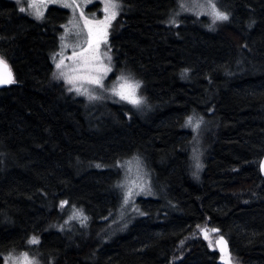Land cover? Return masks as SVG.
<instances>
[{
	"label": "trees",
	"instance_id": "1",
	"mask_svg": "<svg viewBox=\"0 0 264 264\" xmlns=\"http://www.w3.org/2000/svg\"><path fill=\"white\" fill-rule=\"evenodd\" d=\"M179 2L123 0L113 25L115 70L132 72L146 99L136 114L111 98L91 107L53 78L66 10L37 21L0 0V56L17 81L0 88V264L23 252L40 264H221L198 224L219 229L235 264H264V0H215L230 17L220 32L207 18L169 24ZM193 112L204 123L191 143ZM135 156L159 196L121 219L116 164ZM73 205L86 226L65 224Z\"/></svg>",
	"mask_w": 264,
	"mask_h": 264
},
{
	"label": "snow or ice",
	"instance_id": "2",
	"mask_svg": "<svg viewBox=\"0 0 264 264\" xmlns=\"http://www.w3.org/2000/svg\"><path fill=\"white\" fill-rule=\"evenodd\" d=\"M20 4L21 0H17ZM92 3V0H28L27 8L31 9V15L37 20H43L44 14L51 5H58L61 8L70 9L71 17L67 24L61 25L64 28V33L60 36V51L54 52L51 59L54 63L56 71L53 72V78L57 81H63L68 86L69 92H75L79 96H85L89 101H96L103 99V96L95 94V89L101 92L110 93L112 96L118 97L134 107L140 108L146 104V99L139 95V89L142 86L141 82L135 80L131 74L121 72L114 78V82L109 86L105 84L109 73L113 72L111 46L108 42L109 29L112 22L120 15L123 8V0H100L102 5V18H96L95 15L89 16L85 13V7ZM178 11L174 10L168 23L178 26L176 16H179L182 11L190 10L191 8L207 9V11L197 12L196 15H208L211 18L209 29L212 30L217 22L229 20V13L221 10L215 0H191L187 3L186 0H180L177 5ZM21 13H25L27 9L24 6L19 7ZM82 22V23H81ZM79 37L82 33L84 39L82 41L70 42L69 37L72 34ZM106 46L105 51H101V47ZM71 47V54H67V49ZM67 61V63H66ZM189 69L181 71V78H187ZM17 83L14 73L8 61L0 56V86H7ZM204 123V118L195 112L185 118L184 127L191 128L197 135ZM195 139V137H194ZM200 155L194 151L193 159L195 160V168L197 172L202 168L200 162ZM135 161L136 176L132 177L131 173L132 162ZM97 168L102 165L97 164ZM116 167L124 171L125 179L117 183L116 188L121 190V204H120V218L123 219L124 210L132 206V211L138 212L139 209L135 207L134 197L141 193L151 194V186L147 181V173L143 171V160L139 156L132 157L131 160L124 163L117 162ZM261 172H264V160L259 163ZM69 205L67 200L60 201V208L63 209ZM140 215L146 213L140 212ZM73 220H79L81 226H86L88 217L84 215L82 209H77L72 206V212L65 220V224ZM114 222H116L114 220ZM127 227V223L123 225ZM205 240H209V247H218L220 252L221 264H234L231 252L228 249L227 241L224 236H220L214 243L211 241L209 232H219L217 228L209 229L207 226H196ZM60 230H63L61 226ZM29 244H39V238L33 236L28 241ZM183 246V241H181ZM215 250V248H214ZM3 264H39V261L32 257L28 252H23L16 257L9 254L3 258Z\"/></svg>",
	"mask_w": 264,
	"mask_h": 264
},
{
	"label": "rangeland",
	"instance_id": "3",
	"mask_svg": "<svg viewBox=\"0 0 264 264\" xmlns=\"http://www.w3.org/2000/svg\"><path fill=\"white\" fill-rule=\"evenodd\" d=\"M10 1L16 3L18 6H24V7L27 9V11H26L27 14L33 18V16L30 14L32 10L27 8L28 0H21V3H20V4L17 3V0H10ZM186 2L190 4V3H191V0H186ZM200 2L203 3L204 0H200ZM50 8H59V9L66 10V11H67V19L63 22L62 25L67 24L69 18L71 17V10H70V9L61 8V7H59L58 5H51V6L48 7V10H49ZM48 10L45 12L44 16H45L46 13L48 12ZM84 10H85L86 15H89V16L95 15L96 18H98V19L103 17L102 5H101V3H100V0H92V3L88 4V5L85 7ZM122 10H123V8H122ZM201 11H205V12H206L207 9L191 8L190 10L182 11L181 14L178 16V20H177V22L179 23L180 26L182 25V22H183V21L185 22V20H187V21H189V22H192V23H195V22L197 23V21H200V20H202V19H204V18H207V19H209L210 22H211V18H210V16H208V15H199V16L196 15L197 12H201ZM120 14H121V13H120ZM120 17H121L120 15L117 16V18L112 22V26H111V28L109 29V36H108V42H109V45H110V38H111V33H112L113 25L115 24L116 21L119 20ZM34 19H35V18H34ZM35 20H37V19H35ZM43 20H44V19H43ZM43 20H37V21H43ZM225 22H226V21H225ZM225 22H224V21H223V22H217V24L213 27L212 32H215V31H219V32H220L221 29H222V27H223V24H224ZM81 23H82V22H81ZM207 28H208V27H207ZM63 33H64V28L61 27V35H62ZM61 35H60V36H61ZM83 39H84V35H83V33H82L79 37H77L74 33L69 37V41H70V42H77V40L82 41ZM60 44H61V41H60ZM105 50H106V46H103V45H102V47H101V51L103 52V51H105ZM59 51H60V46H59L57 52H59ZM71 51H72V49H71V47H69V48L67 49V54L70 55V54H71ZM109 54H110V55L112 56V58H113V59H112L113 72L109 73L108 78L105 80V84H106V85H109V86H110V85L114 82V78H115L117 75H119L121 72H123V73H125V74H131V75L134 77V74H133L132 72H130V71H127V70H123V71L117 72V71L115 70V62H114V57H113L112 50H111V52H110ZM66 63H67V61H66ZM55 71H56V69H55V66H54V72H55ZM135 80H136V79H135ZM56 82H61L66 88H68V86H67L66 84H64L63 81H57V80H56ZM141 89H142V86H141L140 89H139V95H140V96H142ZM94 91H95V94L103 96V99H99V100H96V101H92V102H90V106H91V107H94V108L102 107V108H103V106H104L103 104L105 103V100L111 98V99H113L115 102L122 103V104H125V105H127V106L133 108V109L135 110L134 112H135L136 114L139 113V111H140V113L146 111V109H145L144 106H141L140 108H137V107H134L133 105H131V104L125 102V101L120 100L118 97L112 96L110 93H107V92H101L99 89H95ZM74 93H75V92H74ZM82 97H84L85 99H87V97H85V96H82ZM142 97H143V96H142ZM87 100H88V99H87ZM147 111H149V110L147 109ZM200 131H201V129H200ZM193 135H194V137H195L194 140L196 141V138H197L196 135H197V133L193 132ZM198 135H199V134H198ZM192 140H193V139H192ZM194 140H193V142H194ZM201 141H203V140H202V139H198V143H199V144H201ZM190 149H192V150H190ZM189 150H190V151H189ZM189 150H188V152H189V157H191V158L193 159V156H194L193 145H191V148H190V146H189ZM195 152L198 153V150L196 149ZM130 160H131V159H130ZM191 162L193 163V164L191 163L192 171H193L197 176H200V177H201L202 172H203V170H204L203 166H202V168L197 172V169L195 168V160H192ZM202 165H203V164H202ZM132 169H133V171H132V173H131V176H132V177H135V176H136L135 161L132 162ZM143 171L146 172V173L148 174L146 179H147V181L150 183V186H151V194H148V193H141V194H139V195H136V196L134 197V200L137 199V198H141V199L144 198V199H146V197L154 198V197H157V195L159 196V191H158V190L155 188V186H154L153 178H152V181H151V175H150L148 169L146 168V166H145L144 164H143ZM123 174H124V177L122 178L121 182L125 179V173H124V171H123ZM194 176H195V175H194ZM120 193H121V192H120ZM121 196H122V193H121ZM128 208H129V209H132V206H129ZM128 215H129V217H132L131 214H128ZM203 227H204V226H203ZM110 228L112 229V237H114V236H116V235H118V234L121 233V232H119L120 228H119L117 225H115L114 223H112V225L110 226ZM209 236H210L211 241L214 243L216 240L219 239V237H220V232L213 233V232L210 231V232H209ZM202 237H203V235H202ZM203 238H204V237H203ZM206 242H207L208 245H209V240H206ZM209 248H210V247H209ZM214 248H215V250H217V248H216L215 245H214ZM214 248H210V249H211V250H214ZM35 253H36V252H34V253L31 252V255H34ZM220 255H221V254H220ZM13 256L18 257V256H20V255H13ZM231 256H232V254H231ZM34 257H35V256H34ZM35 258L38 260L37 257H35ZM232 259H233V262H234V264H235L236 261H235V259H234L233 256H232ZM1 264H2V263H1ZM39 264H40V263H39Z\"/></svg>",
	"mask_w": 264,
	"mask_h": 264
},
{
	"label": "water",
	"instance_id": "4",
	"mask_svg": "<svg viewBox=\"0 0 264 264\" xmlns=\"http://www.w3.org/2000/svg\"><path fill=\"white\" fill-rule=\"evenodd\" d=\"M8 86V85H7ZM2 87H6V86H0V88H2ZM262 160H264V158L262 159ZM261 171V170H260ZM261 174H262V176H263V178H264V172H261ZM225 240L227 241V244H228V249L230 250V244H229V242H228V240L225 238ZM217 248V250H218V252H219V249H218V247H216ZM220 253V252H219Z\"/></svg>",
	"mask_w": 264,
	"mask_h": 264
},
{
	"label": "bare ground",
	"instance_id": "5",
	"mask_svg": "<svg viewBox=\"0 0 264 264\" xmlns=\"http://www.w3.org/2000/svg\"><path fill=\"white\" fill-rule=\"evenodd\" d=\"M214 137H215V136H214ZM193 140H194V139H193ZM191 143H193V141H192ZM211 145H212V144H211ZM211 148H212V147H211ZM190 150H192V149H190ZM190 150H189V151H190ZM210 152H211V151H210Z\"/></svg>",
	"mask_w": 264,
	"mask_h": 264
}]
</instances>
